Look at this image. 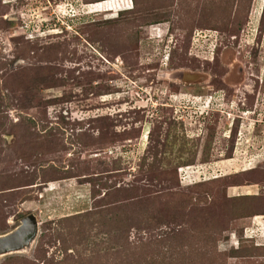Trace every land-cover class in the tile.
I'll return each instance as SVG.
<instances>
[{
	"label": "rangeland",
	"instance_id": "374dc122",
	"mask_svg": "<svg viewBox=\"0 0 264 264\" xmlns=\"http://www.w3.org/2000/svg\"><path fill=\"white\" fill-rule=\"evenodd\" d=\"M263 8L0 0V234L38 221L0 264H264Z\"/></svg>",
	"mask_w": 264,
	"mask_h": 264
},
{
	"label": "trees",
	"instance_id": "16d2710c",
	"mask_svg": "<svg viewBox=\"0 0 264 264\" xmlns=\"http://www.w3.org/2000/svg\"><path fill=\"white\" fill-rule=\"evenodd\" d=\"M134 2H136V0H133ZM99 2V1H98ZM132 9H133V7H132ZM263 12H264V8H263ZM173 128V127H172ZM171 128H167L164 132L166 133L165 134V136L167 137V135L168 136H170L171 134L168 132L169 130H170ZM173 136H175V134H173ZM168 139V138H167ZM174 140H175V138L174 139H172L171 141H170V143L171 144H173L174 143ZM184 144V143H183ZM245 171H247V170H245ZM244 173V170H242L241 171V174H243ZM227 175H223V176H219V177H216V178H212V179H219V178H228L229 177V174H228V176L226 177ZM207 181H209V180H207ZM212 182V181H211ZM140 197H141V195H140ZM149 197V196H148ZM254 197V196H253ZM153 198V197H152ZM152 198H147V199H151L152 200ZM248 198H250L249 197V195L248 196H243L241 199V202L239 203V205H237V206H235L234 207V209H237L238 211H239V214H242L245 210H247V209H252V208H249L250 206H252L253 204H251L250 202H248L247 201V199ZM245 200V201H244ZM226 202V201H225ZM138 205H143V208L141 209V208H139V207H137L136 209H137V211H139V212H141L146 206H144V204L141 202V200H138L137 201V206ZM184 208H182L181 209V211H180V217H178V221H181L182 222V224L184 223L186 226H187V228L189 227V229H190V227H191V229H190V231L192 230V229H195V228H199V224H197V223H195V222H193L191 225L189 224V222L187 223V221H186V219H184L185 218V214H186V210L184 209ZM230 211V214H233L232 213V211H234V210H229ZM90 215H92V214H90V212L88 213V216H90ZM187 215V214H186ZM188 217V216H187ZM98 222V221H97ZM96 222V223H97ZM225 222H227V221H225ZM222 224H223V226H216V224H215V226L214 227H211L210 228V230H214V229H219V228H221V229H223V228H225V226H226V224L224 223V222H221ZM98 224L99 225H104L103 223H99L98 222ZM109 224V226L108 227H113L110 223H108ZM108 224H106V225H104V226H107ZM178 226V224H175V226L174 227H177ZM111 231V230H110ZM221 232V231H220ZM222 233V232H221ZM215 237H214V235L213 236H211V240H213L214 242L216 241L215 239H214ZM212 248V247H211ZM146 247H145V251H144V247H142L140 244H139V241H138V238H137V240H136V242H130L129 240H128V242L127 243H123L122 244V251L121 252H119L118 253V255L115 257V261H114V263L113 264H143V261H142V259H141V257H142V250L145 252V254L147 253V251H146ZM83 253V252H82ZM82 253H81V255L80 256H82ZM191 259H192V261H194V262H197L198 261V259H196L197 257L196 256H191L190 257ZM81 261V260H80ZM84 264H86V263H84ZM89 264V263H88Z\"/></svg>",
	"mask_w": 264,
	"mask_h": 264
},
{
	"label": "water",
	"instance_id": "95a60500",
	"mask_svg": "<svg viewBox=\"0 0 264 264\" xmlns=\"http://www.w3.org/2000/svg\"><path fill=\"white\" fill-rule=\"evenodd\" d=\"M180 71L163 73L162 76L169 80H177ZM161 76V74H159ZM38 231V221L35 215L28 214L19 220V223L11 230L0 234V256L28 248ZM29 237L24 240L26 236ZM17 245V247H15Z\"/></svg>",
	"mask_w": 264,
	"mask_h": 264
},
{
	"label": "flooded vegetation",
	"instance_id": "af4514ba",
	"mask_svg": "<svg viewBox=\"0 0 264 264\" xmlns=\"http://www.w3.org/2000/svg\"><path fill=\"white\" fill-rule=\"evenodd\" d=\"M29 237V235L28 236H26L25 238H24V240H27V238ZM15 247H17V245L15 246ZM25 249V247H23V249L22 250H24ZM20 251V250H19ZM17 252V251H16Z\"/></svg>",
	"mask_w": 264,
	"mask_h": 264
},
{
	"label": "bare ground",
	"instance_id": "6f19581e",
	"mask_svg": "<svg viewBox=\"0 0 264 264\" xmlns=\"http://www.w3.org/2000/svg\"><path fill=\"white\" fill-rule=\"evenodd\" d=\"M128 2H130V1H128ZM110 4H111V6L113 5V0H110ZM130 4V3H129Z\"/></svg>",
	"mask_w": 264,
	"mask_h": 264
}]
</instances>
